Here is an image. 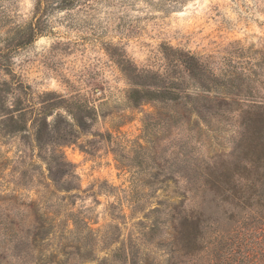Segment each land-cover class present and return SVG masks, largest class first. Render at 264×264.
Instances as JSON below:
<instances>
[{
    "label": "rangeland",
    "instance_id": "obj_1",
    "mask_svg": "<svg viewBox=\"0 0 264 264\" xmlns=\"http://www.w3.org/2000/svg\"><path fill=\"white\" fill-rule=\"evenodd\" d=\"M34 2L0 0V44ZM51 22L52 32L13 55V70L36 94L80 95L96 116L59 148L71 163L63 174L49 170L51 151L30 134L0 135V219L11 227L0 233V264H207L217 242L207 244L212 227L201 239L199 217L227 231L232 208L189 190L186 176L227 160L239 129L211 115L217 107L202 96L232 112L264 99V0H102ZM114 53L191 98L133 105L128 90L145 87ZM174 53L193 56L198 75ZM60 115L75 123L63 108L48 120ZM235 184L247 181L226 188Z\"/></svg>",
    "mask_w": 264,
    "mask_h": 264
},
{
    "label": "trees",
    "instance_id": "obj_2",
    "mask_svg": "<svg viewBox=\"0 0 264 264\" xmlns=\"http://www.w3.org/2000/svg\"><path fill=\"white\" fill-rule=\"evenodd\" d=\"M102 0H35L31 18L11 26L0 44V135L30 134L40 151H51L49 170L54 174L69 171L71 163L65 159L60 147L63 144L75 143L79 134L89 127V122L96 116V109L81 102L80 95L66 97L53 91L36 94L20 75L13 70L14 54L21 48L36 42V40L54 30L51 16L62 12H94ZM107 1V0H106ZM183 3L184 0H175ZM173 51L170 46L165 48ZM177 60L193 77L198 72L193 67V56L185 53H174ZM116 61L122 65L129 79L145 88L133 87L128 90L127 98L133 105H140L151 100L178 101L191 98V95L181 96L170 86H160L159 74L139 70L124 54H113ZM168 55V53H167ZM173 57L169 56L168 58ZM199 67V79L203 76ZM230 76V75H229ZM152 79V80H151ZM141 81V82H139ZM147 81H151L146 84ZM200 83V80H199ZM231 83V82H230ZM222 85V84H221ZM224 86V84H223ZM205 87V86H204ZM206 100L215 103L217 109L208 107L209 113L220 120L232 121L238 127L234 148L228 159L217 161L213 167H196L194 174L186 176L190 189L211 191V200L219 204H229L232 210L227 217L231 222L227 231L218 229L220 221L206 222L199 217V226H203L201 239L206 240V227H212L210 240L207 244L216 243L215 255L210 256L207 264H264V99H253L247 108L240 107L237 112L224 109L226 101L218 97ZM253 97V95H252ZM201 97H199L200 100ZM241 101V100H240ZM237 102V101H236ZM239 103V101H238ZM204 107V106H203ZM63 108L73 116L75 123L63 125L65 118L61 115L54 121L48 118L56 109ZM199 114L200 110H199ZM245 188H226L227 183H243ZM12 224V222H9ZM11 227L0 219V233L9 235ZM218 230V232H217ZM37 233L31 236L35 248ZM201 240V241H202ZM4 242V240L2 239ZM205 243V242H204ZM225 247L229 250L225 252ZM19 256L25 251L18 248ZM199 264L202 262L199 261Z\"/></svg>",
    "mask_w": 264,
    "mask_h": 264
}]
</instances>
